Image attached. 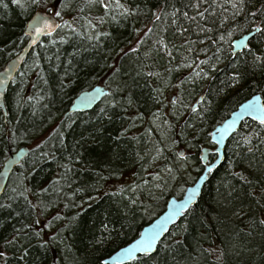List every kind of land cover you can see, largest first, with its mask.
Here are the masks:
<instances>
[{"label": "trees", "instance_id": "trees-1", "mask_svg": "<svg viewBox=\"0 0 264 264\" xmlns=\"http://www.w3.org/2000/svg\"><path fill=\"white\" fill-rule=\"evenodd\" d=\"M5 2L8 8L0 7V70L27 43L25 29L34 13L54 6V10L59 9L57 0L26 10L11 0ZM72 2L73 8L62 12L64 20L79 15L77 0ZM185 3L187 0H150L149 6L167 5L165 10L171 11L175 5L194 15L193 10L183 8ZM259 7L256 0L251 10ZM102 14L99 8L91 10L92 17ZM219 18V12L209 13L204 20L197 18L201 26L212 28L211 32H200L197 22L183 16L175 25L170 20L159 22L152 39L155 33L166 37L172 57L164 51H153L145 58L143 52L152 47L151 40L137 53L121 54V49L127 51L135 45L138 34L134 29L152 26L150 15L131 17L119 24L106 19L97 31L110 35L101 37L99 43L67 34L65 28L35 48L6 93L7 127L0 110V170L10 153L29 147L30 154L12 175L4 193L11 194L13 187L18 191L27 187L32 190L26 193L28 200H41L47 206L32 209L24 197L9 201L11 209H0V243L11 238L13 228L22 221L32 223L37 219L45 238L62 230L64 243L42 248L33 241L20 264H53L54 257L57 264H100L130 244L165 211L170 198L182 197L203 174L206 166L201 160L202 148L214 149L209 134L248 99L260 94L264 100V67L253 66L246 50L232 54L233 41L247 34L245 17L242 14L223 25ZM236 22L243 31L234 30L231 37L227 36L225 30ZM180 26L187 31L177 32ZM220 35H224V41L219 40ZM185 40L195 42L191 43V52ZM260 41L261 37L255 36L249 44L264 47ZM205 48L207 51H202ZM213 56H219V60ZM185 57L190 66H184ZM205 59L216 68L199 63ZM196 64L208 75L193 77ZM109 65L120 71L114 75ZM138 66L144 68L140 75H136ZM234 69L243 74V79L239 85L229 86L228 77ZM147 72L159 75L148 76ZM97 85L111 94L90 111L70 113L74 99ZM29 96L34 99L28 100ZM201 96L206 99L193 112L192 106ZM178 97L179 103L173 105L171 101ZM114 98L116 107L110 104ZM205 108L210 110L204 112ZM159 117L166 124L163 128L156 126ZM249 132L253 133L251 143L245 145L240 134ZM41 140L46 143L37 149ZM156 148L163 149L162 164L160 156L153 159ZM182 150L185 154L180 157L177 153ZM41 151L48 156L41 157ZM215 158L216 154L210 153L209 162ZM165 165L173 172H165ZM157 173L163 181L155 179ZM161 183L162 187L155 186ZM41 187L49 191L40 193ZM262 190L264 126L247 119L228 141L224 164L210 175L197 205L171 229L154 255L140 256L129 264H264ZM16 212L21 215L16 216ZM49 223L51 228H46ZM101 223L108 228L102 230ZM102 234L107 238L97 243ZM65 244L70 247L65 248ZM6 251L8 264H17L13 250Z\"/></svg>", "mask_w": 264, "mask_h": 264}, {"label": "snow or ice", "instance_id": "snow-or-ice-1", "mask_svg": "<svg viewBox=\"0 0 264 264\" xmlns=\"http://www.w3.org/2000/svg\"><path fill=\"white\" fill-rule=\"evenodd\" d=\"M47 0H11L12 4H15L17 7L21 9H28L33 5L46 4ZM256 0H187V3L183 5L185 9H191L194 11V15H190L188 11H183L181 8L172 6L171 11H166L167 5L165 8L160 7H150V0H77L76 10L79 15L77 17H73L71 20H64L62 17V12L65 9L73 8L72 0H57L59 4V9L54 10L53 8H48L49 13H53L55 17L61 19L60 23H57L50 16H39L35 17L30 26L31 30L34 34L39 35L42 32H47L48 35H52V33L56 29H67L68 33L71 35L82 36L88 41H95L97 43L100 42L101 37L109 36L108 32H100L97 31L98 25L105 22L107 19L110 22H114L119 24L121 20H127L131 17L145 16L146 18L150 15L152 26H148L145 24L142 29L136 28L134 31L138 34V38L136 40L135 45L128 47L127 51L121 49L120 52L124 56H127L129 53H137L141 50V47L149 40L152 41V47L148 48L143 52V56L148 58L152 55L153 51H164L167 53L169 57H172L173 52L170 48L169 43L166 41V37H164L160 33H155V39H152L154 35V29L156 25L162 20H170V22L175 25L177 23V19L179 16H183L189 22H197V18L200 20H204L209 13L215 14L216 12L220 13L219 23L223 25L226 21H236V18L241 16L245 17L247 34L242 35L241 38L237 41H233L237 49L246 50V55L251 56V63L256 67H264V47L253 48L249 43V39L255 36H260V43H264V0H258L260 2V7L255 11L251 10L255 7ZM206 5V6H205ZM0 7L5 9L8 8V3L5 0H0ZM101 9L102 15H98L92 17L91 10L93 9ZM89 10L87 15L84 14L85 10ZM202 9V10H201ZM82 21V23H80ZM79 24V27L77 26ZM196 27L200 32H211L212 28L208 27L207 24L201 26L198 22L196 23ZM167 29H164L166 31ZM177 32L184 33L187 31L183 26L178 27ZM243 31L239 22L233 23L227 28L226 35L231 37L233 35V31ZM207 38V37H206ZM60 41L65 42V37L60 36ZM210 39V38H208ZM224 35L219 36L220 41H224ZM212 43H217V41H211ZM51 43L55 44L56 40H52ZM185 45H188V51L191 52V43L188 40H185ZM203 43V41H201ZM202 51H207V49H202ZM220 51V48H217V52ZM234 56L238 55V52L232 53ZM212 59L219 60V56H213ZM70 63V62H69ZM200 64H205L211 67L212 69L216 68V64L210 63V60L205 59L199 62ZM191 62L187 60V57L184 58V66H190ZM140 67V66H138ZM109 68L113 70V74L115 75L120 71V69L114 65H109ZM144 71L143 67H140V71L136 73V75H140L141 72ZM148 76H157L159 75L156 72H147ZM201 74L204 76L208 75V72L203 68L196 64L194 67L192 76L200 77ZM191 78V77H190ZM229 86H236L241 83L243 79V74L240 71L233 70L231 75L228 77ZM44 83H47L45 80ZM111 93H109L110 95ZM32 96L28 97V100H33ZM40 99H43L41 96ZM179 97L173 99L171 103L176 105L179 103ZM205 97L201 96L197 101L196 106H192V111L197 112V106L202 104L205 101ZM89 102V101H83ZM127 103L130 105L132 103L131 98L129 97ZM210 105L211 101H207ZM112 107H116L118 105V101L115 98L110 102ZM242 111L255 112V116L253 117L259 125L264 126V104L260 103V98L257 96H253L250 101L246 104L240 106ZM210 109L205 108L204 112L209 111ZM203 115V113H200ZM237 113H233V119L231 121H223L222 128L225 130L230 127L232 124L236 123ZM167 123V121H165ZM209 135H212L211 133ZM253 133L249 132L247 134L241 133V142L245 145L251 143V137ZM213 139L215 137L213 136ZM223 139V137H221ZM46 141L41 140L36 148L40 149L41 145L45 144ZM251 150V149H249ZM156 156L153 159L159 158L162 154V148L155 149ZM180 157L184 156V153H177ZM41 157L48 156V153L41 151ZM79 157H77L78 159ZM204 158L201 157V160ZM65 168H68V165H64ZM207 169L211 171V163L206 165ZM70 170V169H69ZM164 171L167 173H172L173 169L165 165ZM240 176L241 180H246V177L242 173H237ZM156 180L163 181V177L160 173H157ZM22 183V182H21ZM147 184L148 182H144ZM156 187H162L163 183L156 184ZM32 191L27 187H22L21 190H17V188L13 187L11 189V194L8 193H0V209H11L12 203L9 201H15L19 197H24L30 208L36 209L38 206L47 205L44 201L37 200L36 203H33L31 200H28L26 193ZM49 189L47 188H39L40 193H47ZM264 191V190H262ZM190 199V198H189ZM135 203V201H132ZM188 204V200H185L184 203L178 204L174 206V210L170 212L168 217H165V221L170 219L171 216L177 214L180 209H184L185 205ZM16 216H20L21 213L16 212ZM260 223L264 224V220H261ZM40 224V221L34 220L32 223L21 222L19 227L13 228V234L11 238L3 239V242L0 243V264H8L9 255L6 249L11 248L13 250V259L17 260V264L20 262H24L26 257L29 254V250L33 246V241L39 244L40 247H48L51 244H63L64 240L60 234V231L52 232L50 235L45 238V233L42 228H38L37 226ZM0 226H2V222H0ZM51 223L46 224V228H51ZM67 227V225H65ZM101 229H107L108 225L105 223H101ZM164 227V222L162 221L160 224L153 226L151 229L147 230L144 233L140 234V238L135 240L128 247L121 249L120 256H127L132 259H138L139 254H143L144 256H150L151 252L154 250V245L158 243V236L160 234V230ZM107 237L103 234L97 239V243H103ZM70 247L65 244V248ZM167 247V245H165ZM19 253V255H16ZM133 253H137V256H133ZM120 256H117V260H119ZM53 264H57L55 257L53 258ZM100 264H109L106 260H101Z\"/></svg>", "mask_w": 264, "mask_h": 264}, {"label": "water", "instance_id": "water-1", "mask_svg": "<svg viewBox=\"0 0 264 264\" xmlns=\"http://www.w3.org/2000/svg\"><path fill=\"white\" fill-rule=\"evenodd\" d=\"M39 16H50L57 23L61 22L60 19L58 17H55L53 13H49L48 11H36L34 15L31 17V19L29 20V22L27 23V26L25 29V36L27 38V43L24 45L22 50L14 58L9 60L7 64L2 68V70H0V108L3 111V114L5 115V117L8 116V109L6 106L7 91L9 90L13 81L15 80L20 70L24 66L27 58L33 53L35 48L40 44V42L43 39L50 36L47 34L46 31L40 33L39 35H36L31 30L30 26L32 24V21L35 19V17H39ZM58 30L59 29H56L52 34L57 33ZM252 38L249 39L248 43H250ZM239 39H236L235 41ZM234 51L241 53L244 50L237 49L235 44L233 43V52ZM109 93H110V90H108L103 85H97L90 90H85L81 92L74 99L70 107V112L76 113V112L90 111ZM255 96L260 98L261 104H264V100L260 94H257ZM251 99L252 98L248 99L243 104H246ZM83 101H89V102H83ZM240 106L234 112H232L230 116L225 120V121H231L233 119V113H237L238 115L235 118L236 119L235 124H232L230 127H228L225 130L224 128H222V123H221L212 131L211 142L214 145V149L206 147L201 151V157L204 158L203 163L205 166L208 163H210L209 162L210 153L214 152L216 154L217 158H215L211 162V166H212L211 171H209L207 167H205L203 174L197 179V181L194 184L186 188L182 197L170 198L168 200V204H167L165 211L141 230L140 234L151 229L153 226L160 224L162 221L164 222V227L160 230V234L157 238L158 243L154 245V250L151 252L150 256L154 255L157 252L160 243L167 236V234L171 231V229L185 216V214L191 208L197 205V203L199 202L204 192L206 184L209 181L210 174L214 172L217 168H219L221 165L224 164L225 150H226L228 141L232 138L233 135H235L239 131V129L241 128L245 120L250 119V120L256 121L253 118L255 116V112L242 111ZM213 136L215 137V139H213ZM221 137H223V139H221ZM181 152L185 154L184 151H181ZM29 154H30V148L27 146H24V147L19 148L16 152L12 153L8 157V159L4 162L0 170V193H4L6 191L13 172L18 167L21 166V164L24 162V160L28 157ZM185 200H188V204L185 205V208L180 209L176 215L171 216L170 219L165 221L164 218L169 216L170 212L174 210V206L184 203ZM140 234L135 240L140 238ZM134 241H132L130 244H132ZM130 244L126 245L123 248L128 247ZM121 249L116 251L111 256L105 258L104 260L108 261L109 264H129L136 260V259L129 258L127 256H120ZM117 256H120L119 260H117ZM133 256H137V253H133ZM140 256H144V255L139 254V257Z\"/></svg>", "mask_w": 264, "mask_h": 264}, {"label": "bare ground", "instance_id": "bare-ground-1", "mask_svg": "<svg viewBox=\"0 0 264 264\" xmlns=\"http://www.w3.org/2000/svg\"><path fill=\"white\" fill-rule=\"evenodd\" d=\"M29 57H30V56H29ZM29 57H28V58H29ZM28 58H27V59H28ZM22 68H23V67H22ZM101 101H102V100H101ZM101 101H100V102H101ZM100 102H99V103H100ZM99 103H98V104H99ZM98 104H97V105H98ZM97 105H96V106H97ZM96 106H95V107H96ZM95 107H94V108H95ZM69 112H70V110H69ZM70 113H71V112H70ZM8 119H9V115H8L7 117H5V115L3 114V122H4V124H5L6 127L8 126ZM22 147H24V146H22ZM19 148H21V147H19ZM19 148H17V150H18ZM205 148H206V147H205ZM207 148H212V147H207ZM203 149H204V148H202V150H203ZM17 150L13 151L12 153L16 152ZM182 151H183V150H182ZM12 153H10V155H11ZM10 155H9V156H10ZM9 156H8V157H9ZM7 159H8V158H7ZM7 159H6V160H7ZM16 170H17V169H16ZM16 170L13 172V174L16 172ZM212 173H213V172H212ZM212 173H211V174H212ZM13 174H12V175H13ZM211 174H210V175H211ZM11 177H12V176H11ZM209 179H210V178H209ZM196 181H197V180H196ZM196 181H195V182H196ZM195 182H194V183H195ZM194 183H193V184H194ZM185 190H186V189H185ZM184 192H185V191H184ZM167 204H168V202H167ZM166 207H167V205H166ZM182 219H183V218H182ZM182 219H181V220H182ZM181 220H180V221H181ZM180 221H179V222H180ZM179 222H178V223H179ZM178 223H177V224H178ZM177 224H176V225H177Z\"/></svg>", "mask_w": 264, "mask_h": 264}, {"label": "rangeland", "instance_id": "rangeland-1", "mask_svg": "<svg viewBox=\"0 0 264 264\" xmlns=\"http://www.w3.org/2000/svg\"><path fill=\"white\" fill-rule=\"evenodd\" d=\"M54 4H55V3H52V5H54ZM155 121H156V126H157V127H161V126H162V128H163V127L166 126V124H163V122H162V118H160V117L157 118ZM161 124H162V125H161ZM164 161H165V156H163V154H161V155H160V159H159V163L162 164Z\"/></svg>", "mask_w": 264, "mask_h": 264}, {"label": "flooded vegetation", "instance_id": "flooded-vegetation-1", "mask_svg": "<svg viewBox=\"0 0 264 264\" xmlns=\"http://www.w3.org/2000/svg\"><path fill=\"white\" fill-rule=\"evenodd\" d=\"M0 110H1V108H0ZM2 111V110H1ZM2 113H3V111H2ZM8 115H9V113H8Z\"/></svg>", "mask_w": 264, "mask_h": 264}]
</instances>
